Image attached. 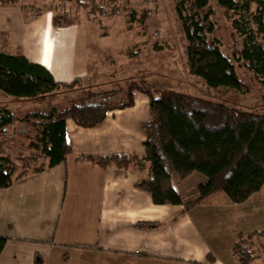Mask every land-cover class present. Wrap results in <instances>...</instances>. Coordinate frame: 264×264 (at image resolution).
<instances>
[{
    "label": "trees",
    "instance_id": "obj_1",
    "mask_svg": "<svg viewBox=\"0 0 264 264\" xmlns=\"http://www.w3.org/2000/svg\"><path fill=\"white\" fill-rule=\"evenodd\" d=\"M46 1L43 9L51 12L55 27L80 23L79 8L103 12L107 7L95 0ZM109 1L113 7L115 3ZM0 5L26 8L21 0H0ZM120 6L128 7L132 23L135 10ZM174 12L188 67L206 86L241 90L246 86L241 78L245 72L264 83V0H176ZM219 17L228 22L234 37L230 52L223 50L216 33ZM160 46L154 44V48ZM137 50L130 48L128 55H137ZM82 83L79 76L57 81L46 67L23 54L0 50V188L65 161L70 152L65 138L67 118L82 127L94 126L107 111L131 106L134 91L149 100V118L142 123L143 155L77 158L102 165L146 160L149 174L135 185L149 193L154 204H182L185 210L217 192L239 203L264 187V114L163 88L144 77L112 90ZM78 89L75 96L71 94ZM172 172L181 180L194 172L204 177L192 198L183 199L173 187ZM262 239L264 230L237 233L232 244L237 264H250L264 254ZM6 240L0 236V252ZM33 264H43L39 254L34 255Z\"/></svg>",
    "mask_w": 264,
    "mask_h": 264
},
{
    "label": "crops",
    "instance_id": "obj_2",
    "mask_svg": "<svg viewBox=\"0 0 264 264\" xmlns=\"http://www.w3.org/2000/svg\"><path fill=\"white\" fill-rule=\"evenodd\" d=\"M42 12L0 5V50L23 54L57 81H88L98 63L85 25L55 27L51 12ZM132 96L131 106L107 111L94 126L67 118L65 161L0 188V236L7 237L0 264H33L35 254L43 264H237L236 234L264 230V187L239 203L217 192L185 210L154 204L135 185L149 174L139 160L149 100ZM122 154L139 158L103 165L77 158ZM250 264H264V254Z\"/></svg>",
    "mask_w": 264,
    "mask_h": 264
},
{
    "label": "rangeland",
    "instance_id": "obj_3",
    "mask_svg": "<svg viewBox=\"0 0 264 264\" xmlns=\"http://www.w3.org/2000/svg\"><path fill=\"white\" fill-rule=\"evenodd\" d=\"M44 1L21 0L26 4L25 13L38 15L43 11L41 17L48 18L50 12L43 9L47 5V1ZM95 1L107 3L103 12L90 11L89 6L76 11L80 23L85 25L90 36V50L98 63L88 81L82 84L88 82L93 85V89L112 90L123 87L130 80L144 77L163 88L264 114V83H259L251 73L241 75L246 85L244 88L231 90L208 87L190 71L185 60L180 22L174 12L176 0H113V7L109 0ZM122 4L135 10L136 19L132 23L128 20V7L120 6ZM141 16L145 17L143 22ZM216 33L222 40L223 50L230 52L234 37L228 22L223 18H218ZM156 43L161 48H154ZM130 48H137V55L129 56ZM9 49L14 52L12 48ZM79 91L75 90L71 94L75 96ZM0 102H3L2 92ZM196 177L204 179L201 174L194 172L181 180L172 172L171 183L179 194L190 199L196 193ZM217 195L224 193L218 192Z\"/></svg>",
    "mask_w": 264,
    "mask_h": 264
}]
</instances>
